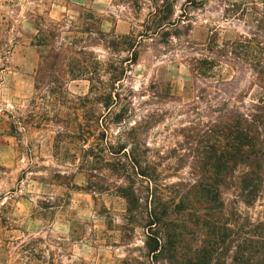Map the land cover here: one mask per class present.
I'll list each match as a JSON object with an SVG mask.
<instances>
[{"label":"trees","instance_id":"1","mask_svg":"<svg viewBox=\"0 0 264 264\" xmlns=\"http://www.w3.org/2000/svg\"><path fill=\"white\" fill-rule=\"evenodd\" d=\"M154 1L146 31L154 25L153 34L160 29L179 39L173 31L192 22L198 1L204 6L207 0H188L178 18L174 0ZM229 6L219 17L228 24L217 19L205 42L187 41L193 96L183 108L189 125L167 156L149 142L162 116L138 119L143 109L129 84L140 36L113 37L109 48L127 56L106 63L59 29H38L37 45L49 50L40 67L65 66L72 80L91 84L78 98L84 122L58 129V148L69 139L84 142L79 170L87 190L107 192L94 180L119 179L114 190L126 203L124 233L144 231L137 256L121 264H264V11L251 0ZM82 33L90 40L102 34ZM185 168L187 178L168 180Z\"/></svg>","mask_w":264,"mask_h":264},{"label":"rangeland","instance_id":"2","mask_svg":"<svg viewBox=\"0 0 264 264\" xmlns=\"http://www.w3.org/2000/svg\"><path fill=\"white\" fill-rule=\"evenodd\" d=\"M187 1L174 0L175 18ZM251 1L264 11V0ZM242 2L198 1L193 21L173 31L176 39L165 30L153 34L154 25L146 31L154 0H0V264H121L136 257L133 250L144 241L139 227L124 233L126 203L114 190L119 179L94 180L105 183L107 192L87 190L79 170L84 142L69 139L58 148V129L84 122L78 98L91 84L72 80L65 66L40 67L49 50L37 45L38 29H59L106 63L127 56L109 48L113 37L140 36L129 84L137 109H143L138 119L151 112L162 116L149 142L167 156L181 141L179 130L189 125L183 108L193 96L187 41L205 42L217 19L229 23L219 18L232 9L229 3ZM87 30L102 34L90 40L82 33ZM188 172L168 180L187 178Z\"/></svg>","mask_w":264,"mask_h":264}]
</instances>
